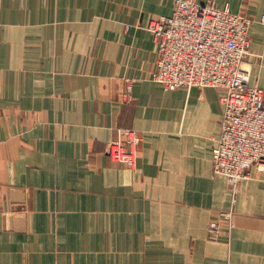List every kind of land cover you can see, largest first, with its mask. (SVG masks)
I'll return each mask as SVG.
<instances>
[{
  "label": "crops",
  "instance_id": "crops-1",
  "mask_svg": "<svg viewBox=\"0 0 264 264\" xmlns=\"http://www.w3.org/2000/svg\"><path fill=\"white\" fill-rule=\"evenodd\" d=\"M213 1L252 19L244 66L264 90V0ZM172 13L0 0V264H264V172L233 193L213 169L220 91L154 80L148 25ZM126 128L135 168L108 153Z\"/></svg>",
  "mask_w": 264,
  "mask_h": 264
},
{
  "label": "built area",
  "instance_id": "built-area-1",
  "mask_svg": "<svg viewBox=\"0 0 264 264\" xmlns=\"http://www.w3.org/2000/svg\"><path fill=\"white\" fill-rule=\"evenodd\" d=\"M172 3L171 15L148 25L158 52L154 80L169 90L197 86L220 91L223 117L213 169L227 177L235 193L239 183L251 178L253 167L264 172V90L251 83V70L244 66L252 19L213 0ZM141 142L135 129L126 128L110 141L108 153L114 162L135 168ZM221 215L230 220L232 211ZM220 227L214 220L209 230L217 234Z\"/></svg>",
  "mask_w": 264,
  "mask_h": 264
}]
</instances>
